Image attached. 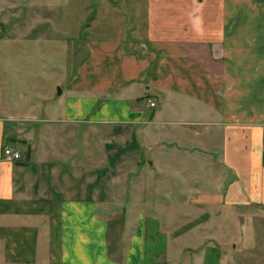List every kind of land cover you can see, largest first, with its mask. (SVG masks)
<instances>
[{"label":"crops","instance_id":"obj_1","mask_svg":"<svg viewBox=\"0 0 264 264\" xmlns=\"http://www.w3.org/2000/svg\"><path fill=\"white\" fill-rule=\"evenodd\" d=\"M115 1L54 105L0 78V264H151L192 227L218 264H264V0Z\"/></svg>","mask_w":264,"mask_h":264},{"label":"rangeland","instance_id":"obj_2","mask_svg":"<svg viewBox=\"0 0 264 264\" xmlns=\"http://www.w3.org/2000/svg\"><path fill=\"white\" fill-rule=\"evenodd\" d=\"M106 3L108 6L104 0H0V78L6 85L5 97L28 107L37 103L39 108L52 106L57 98L61 99L64 95L58 97L57 90L65 93L70 71L85 54V39L109 35L123 21L115 8L116 1ZM21 95L26 101L19 99ZM186 212L189 219L196 217L195 212ZM120 213V210L109 213L112 230L118 228L115 222L122 219ZM207 214L211 217V212ZM171 221L178 223L182 219L173 217ZM192 228L181 236L182 255L177 257L176 253L170 255L164 250L151 264H218L215 253L202 249L215 244L197 240L191 232L199 228ZM212 229L210 225L203 227L208 233ZM124 231L109 239L117 243L118 251H112L113 257L121 253ZM163 243L168 246L167 241Z\"/></svg>","mask_w":264,"mask_h":264},{"label":"built area","instance_id":"obj_3","mask_svg":"<svg viewBox=\"0 0 264 264\" xmlns=\"http://www.w3.org/2000/svg\"><path fill=\"white\" fill-rule=\"evenodd\" d=\"M152 104L153 103L149 102V105H152ZM2 154L5 160H15L20 157V153L17 150L12 149L7 146L3 147Z\"/></svg>","mask_w":264,"mask_h":264},{"label":"water","instance_id":"obj_4","mask_svg":"<svg viewBox=\"0 0 264 264\" xmlns=\"http://www.w3.org/2000/svg\"><path fill=\"white\" fill-rule=\"evenodd\" d=\"M59 92H60V90L58 89V90H57V93L59 94Z\"/></svg>","mask_w":264,"mask_h":264}]
</instances>
